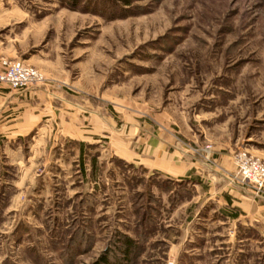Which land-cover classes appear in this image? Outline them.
<instances>
[{
	"label": "rangeland",
	"instance_id": "1",
	"mask_svg": "<svg viewBox=\"0 0 264 264\" xmlns=\"http://www.w3.org/2000/svg\"><path fill=\"white\" fill-rule=\"evenodd\" d=\"M3 59L53 102L0 131V264H93L122 235L133 264H264L219 174L264 162V0H0ZM189 157L193 183L153 168Z\"/></svg>",
	"mask_w": 264,
	"mask_h": 264
},
{
	"label": "crops",
	"instance_id": "2",
	"mask_svg": "<svg viewBox=\"0 0 264 264\" xmlns=\"http://www.w3.org/2000/svg\"><path fill=\"white\" fill-rule=\"evenodd\" d=\"M1 68V63H0ZM49 89L44 90H24L17 91L12 90L4 84H0V131H7L10 134H16L18 136L21 133L28 134L33 131L41 121L47 116L45 114L46 110H49L52 101V95ZM48 104L46 105V100ZM58 102L67 104L68 102L63 98H57ZM45 103V104H44ZM56 103V102H55ZM44 106V109L42 107ZM41 108V109H40ZM43 110V111H42ZM51 111V110H49ZM162 144V142H160ZM158 147L149 146V149H159L162 145H157ZM257 151V155L264 160V151ZM190 162H182L177 160L167 161V159H161L153 166L154 169L165 172L169 176L173 177H191L194 172H191L193 166L203 167V164L199 163L195 158L189 157ZM137 159V158H136ZM144 163V162H142ZM221 164L226 170L225 174L219 173L218 170L209 167V170L213 173H219L222 180L228 182V185L234 186L235 189H230V202L234 203L232 206H236L235 209L239 216L234 217L235 223L244 222L240 221L245 219L246 225H255L262 232H264V196L260 197L251 191H244L238 183L233 179H229L230 172H233L235 167L233 164L232 157L221 158Z\"/></svg>",
	"mask_w": 264,
	"mask_h": 264
},
{
	"label": "built area",
	"instance_id": "3",
	"mask_svg": "<svg viewBox=\"0 0 264 264\" xmlns=\"http://www.w3.org/2000/svg\"><path fill=\"white\" fill-rule=\"evenodd\" d=\"M46 78L36 68L21 61L2 60L0 68V84L12 90L24 91L44 86ZM236 173L234 181L244 191L254 192L255 195L264 196V162L240 152L234 157Z\"/></svg>",
	"mask_w": 264,
	"mask_h": 264
},
{
	"label": "trees",
	"instance_id": "4",
	"mask_svg": "<svg viewBox=\"0 0 264 264\" xmlns=\"http://www.w3.org/2000/svg\"><path fill=\"white\" fill-rule=\"evenodd\" d=\"M84 158V152H82ZM194 182L191 178H183L182 183ZM119 246L115 247L118 252L107 250L93 264H133L134 259L139 255V247L135 240L129 236L122 235L119 239ZM120 253V254H119Z\"/></svg>",
	"mask_w": 264,
	"mask_h": 264
}]
</instances>
